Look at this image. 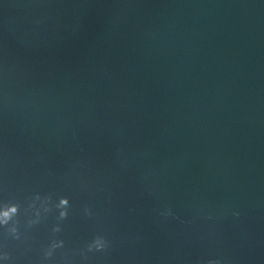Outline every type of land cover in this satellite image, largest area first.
Returning <instances> with one entry per match:
<instances>
[{
  "label": "water",
  "instance_id": "water-1",
  "mask_svg": "<svg viewBox=\"0 0 264 264\" xmlns=\"http://www.w3.org/2000/svg\"><path fill=\"white\" fill-rule=\"evenodd\" d=\"M0 203L11 264H264V0H0Z\"/></svg>",
  "mask_w": 264,
  "mask_h": 264
},
{
  "label": "clouds",
  "instance_id": "clouds-1",
  "mask_svg": "<svg viewBox=\"0 0 264 264\" xmlns=\"http://www.w3.org/2000/svg\"><path fill=\"white\" fill-rule=\"evenodd\" d=\"M69 205V200L66 196H62L57 201V207L60 208V216L64 217L67 215V206ZM18 205L16 203H0V226L7 225L12 217L17 213ZM234 215H238V213H234ZM53 231H59L58 227H54ZM13 235H17V229L12 230ZM64 243L63 240L56 239L51 242L45 251V256H50L52 254V250L62 246ZM108 241L102 235L95 236L88 244L87 249L89 251L96 250L100 251L107 247ZM0 264H11L10 254L8 251L0 248ZM208 264H220L218 260H209Z\"/></svg>",
  "mask_w": 264,
  "mask_h": 264
}]
</instances>
